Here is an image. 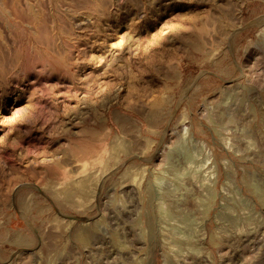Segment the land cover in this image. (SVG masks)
Here are the masks:
<instances>
[{
    "label": "rangeland",
    "instance_id": "obj_1",
    "mask_svg": "<svg viewBox=\"0 0 264 264\" xmlns=\"http://www.w3.org/2000/svg\"><path fill=\"white\" fill-rule=\"evenodd\" d=\"M0 264H264V0H0Z\"/></svg>",
    "mask_w": 264,
    "mask_h": 264
}]
</instances>
